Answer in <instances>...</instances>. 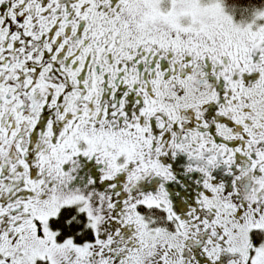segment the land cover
<instances>
[{
    "label": "snow or ice",
    "instance_id": "obj_1",
    "mask_svg": "<svg viewBox=\"0 0 264 264\" xmlns=\"http://www.w3.org/2000/svg\"><path fill=\"white\" fill-rule=\"evenodd\" d=\"M0 264H264V0H0Z\"/></svg>",
    "mask_w": 264,
    "mask_h": 264
}]
</instances>
